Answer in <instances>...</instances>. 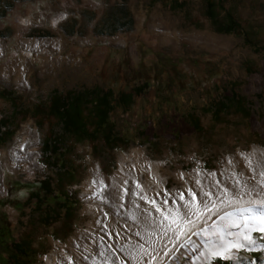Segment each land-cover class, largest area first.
I'll list each match as a JSON object with an SVG mask.
<instances>
[{"label": "rangeland", "instance_id": "1", "mask_svg": "<svg viewBox=\"0 0 264 264\" xmlns=\"http://www.w3.org/2000/svg\"><path fill=\"white\" fill-rule=\"evenodd\" d=\"M172 1L185 6L172 9ZM216 1L222 3L219 18L230 13L240 34L215 30L207 0H0L1 50L5 47L0 54V92L7 90L20 100L15 111L0 97V118L10 119L14 130L0 146V201L5 202L0 219L8 220L16 241H30L34 264H47L53 241L67 243L86 222L80 187L91 161L109 176L120 155L143 148L152 161L163 164L161 182L171 191L178 187L177 175L187 177L195 169L215 172L239 150L264 148V0ZM154 29L175 43L161 45ZM13 65L25 71L5 82L1 72ZM145 82L150 87L134 93L128 110L117 105L120 91L133 92ZM96 88L114 91L116 108L110 120L127 144L109 148L102 138L94 145L67 141L65 190L73 209L66 219L64 210L28 202L26 185L46 177L58 181L41 151L47 119L34 113L47 108L55 89L65 93ZM222 103L229 104L228 111L216 117L215 108ZM19 135L26 147L21 157L34 154L37 147L38 163L13 166L8 152ZM227 189L230 193L236 188ZM18 203L26 208L18 210ZM239 210H233L232 217L244 229L248 222L242 216L249 213ZM160 235L158 242L166 238L163 231ZM254 239L256 247L246 245L227 260L264 264V233L255 230ZM218 259L213 256L206 264Z\"/></svg>", "mask_w": 264, "mask_h": 264}, {"label": "bare ground", "instance_id": "2", "mask_svg": "<svg viewBox=\"0 0 264 264\" xmlns=\"http://www.w3.org/2000/svg\"><path fill=\"white\" fill-rule=\"evenodd\" d=\"M157 33L162 38L161 45L175 43L168 42L164 34ZM1 46L0 42V50ZM4 51L5 47L0 54ZM24 71L22 66L13 65L5 68L1 77L5 82H11L13 76L21 77ZM15 83L19 86V82ZM21 141L19 135L8 152L13 166L30 167L38 163L37 147L34 148V154L21 157L26 149ZM162 168L163 164L152 161L143 148L120 155L114 173L109 176L103 172L101 164L91 161L86 179L80 187V198L83 201L81 215L86 218V222L67 243L53 241L52 253L45 258L47 264H206L214 252L223 250V242L237 240L240 233L250 235L254 241L249 244L241 240L245 246L258 245L254 239L253 222L245 221L248 227L239 229L237 225L240 223L232 217V213L237 208H255L253 201L264 199V192L257 188L248 193L244 189L241 196L236 197V189L230 193L224 190L235 186L238 179L242 188L245 181L251 188L262 179L259 172L264 171L263 147H253L250 152L239 150L234 159L223 163L215 172L195 169L187 177L177 175L178 187L171 191H167L161 182V178L165 177L161 173ZM253 175L256 181L250 179ZM189 189L196 193L195 200L191 202L200 205L199 215L189 218L194 221V226L187 224L184 235L170 231L163 241L158 242L162 229L169 223L164 220L163 214L178 206L180 211L183 210L185 201L191 200ZM1 191L3 184L0 175ZM181 193L185 201L180 200ZM231 200L237 202L230 203ZM205 203L207 209L204 208ZM161 221H164L163 224ZM237 253L238 250H233L231 256ZM184 257H187V262H183Z\"/></svg>", "mask_w": 264, "mask_h": 264}, {"label": "trees", "instance_id": "3", "mask_svg": "<svg viewBox=\"0 0 264 264\" xmlns=\"http://www.w3.org/2000/svg\"><path fill=\"white\" fill-rule=\"evenodd\" d=\"M184 6L183 2L172 1L170 4L172 9L183 8ZM207 7L208 15L212 18L217 32L240 34V25L230 13L224 19L219 18L218 9L222 7L220 1L207 0ZM247 41L250 43L248 38ZM159 67L163 69L162 65ZM149 87V83L145 82L142 86L134 88L133 92L120 91L119 98L116 100L117 105L128 110L133 105L134 93L140 94ZM183 89H186V86ZM0 97L11 102L15 111L18 110L20 100L14 93L2 90ZM114 101V91L110 88L65 93L55 89L51 92L47 108L39 107L36 109L34 114L46 118L49 125L41 148L44 163L57 172L58 181L57 184H54L52 177H46L26 185L30 190L28 202L35 201L37 205L39 204L37 208H40L42 204V208L48 207L50 204L57 209L64 210V217L71 219L73 203L65 190V179L69 174L68 167L64 162L69 151L66 148L67 141L69 139L90 141L94 145L102 138L109 148L127 144L123 138L115 133L114 125L110 120V114L116 108L113 104ZM228 108L229 104L222 103L219 108H215V116L219 117L228 111ZM22 113L26 115L27 111H22ZM10 124V119L0 118V146L5 144L14 134V130L9 127ZM72 180L71 177L68 181L71 182ZM3 205L5 202L2 204L0 201V207ZM16 208L23 211L26 207H20L18 203ZM58 217L59 215L56 214V218ZM1 237L3 240L0 241V264H34L36 252L33 250L30 241H16L6 219L3 221L0 219ZM253 255L256 259L260 253ZM216 264H233V262L218 259Z\"/></svg>", "mask_w": 264, "mask_h": 264}, {"label": "snow or ice", "instance_id": "4", "mask_svg": "<svg viewBox=\"0 0 264 264\" xmlns=\"http://www.w3.org/2000/svg\"><path fill=\"white\" fill-rule=\"evenodd\" d=\"M249 163H251L249 161ZM259 176L262 178L259 182L254 183L251 188L248 187L247 182L245 181L243 188L240 186L239 179L236 181L235 188V196L240 197L243 193L244 189H247L248 193H251L253 191H256L257 188L261 192H264V171L259 172ZM251 180L256 181L255 175L250 177ZM93 183L95 184L96 181L94 180ZM136 187H139V185H136ZM225 193L228 192V189L224 190ZM204 195H211V193H205ZM189 196L191 197V200L185 201V196L183 193L180 194V200L185 201L183 204L184 212L181 214L180 207L178 206L175 210L168 209L166 213H164V220L169 221L167 225H165V229H162L164 231V234L167 235V231H173L178 232L180 235H184V229L187 224L191 223L194 226V221L189 219L191 216H198L199 215V208L194 205L191 201L195 200L196 193L193 192L191 189H189ZM230 203L237 202L236 200L229 201ZM153 206L155 207V202L152 201ZM166 203V202H165ZM253 203L256 205L255 208L249 207V208H242L239 211L241 213H251V216L243 215L242 219L245 221L251 220L254 224V230H258L261 233H264V199H257L253 201ZM213 207H215V204L213 203ZM204 208L207 209L208 205L205 203ZM157 211H160L159 207H156ZM230 215V214H229ZM164 221H161L160 223L163 224ZM239 227V225H237ZM245 228L248 227L247 223L244 225ZM229 236L232 235V233H228ZM221 240H223V237H221ZM246 241L249 244L254 243L252 237L250 235H246L243 233L238 234V238L235 241H225L221 244V247L223 248L222 251L214 252L213 255L216 257H220L222 259H230L231 254L233 250H239L245 247V244L241 242Z\"/></svg>", "mask_w": 264, "mask_h": 264}]
</instances>
